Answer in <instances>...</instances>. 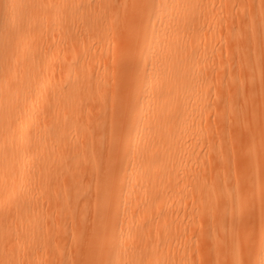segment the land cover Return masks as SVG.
<instances>
[{
  "label": "bare ground",
  "instance_id": "bare-ground-1",
  "mask_svg": "<svg viewBox=\"0 0 264 264\" xmlns=\"http://www.w3.org/2000/svg\"><path fill=\"white\" fill-rule=\"evenodd\" d=\"M86 1L44 5L61 30L43 38L54 48L46 64L60 75L50 82L43 129L35 131L36 198L20 195L10 165L0 177V200L18 192L21 221L31 224L16 235L17 250L0 231V264H46L50 252V264H264V77L253 79L264 69V0L255 7L246 0L250 16L235 22V0H223L218 12L215 0L125 4L126 33L113 54L121 69L110 86L95 89L83 60L66 56L99 22L97 6L87 10ZM41 4L0 5V66L37 53L40 41L24 38L21 23L35 14L31 26L47 30ZM144 4L151 18L139 16ZM224 57L237 58L238 77ZM253 61L263 64L254 69ZM7 81L0 75L1 85ZM26 82L20 78L13 89ZM238 85L240 97L233 94ZM3 154L0 147V164ZM2 203L7 218L12 209ZM69 224L65 253L60 243Z\"/></svg>",
  "mask_w": 264,
  "mask_h": 264
},
{
  "label": "rangeland",
  "instance_id": "rangeland-1",
  "mask_svg": "<svg viewBox=\"0 0 264 264\" xmlns=\"http://www.w3.org/2000/svg\"><path fill=\"white\" fill-rule=\"evenodd\" d=\"M38 0H34L36 5ZM40 16H42V21L47 22V30H39L33 28L31 25L34 24L35 14H30L27 18H22L23 29L21 33L24 38L31 39V36H34L35 43H38L37 53L27 61L15 60L12 62H7L3 66H0V75L8 76V81L1 85L0 84V100L3 104L0 105V125L4 127L0 131V147L3 151V157L6 161L0 164V177L5 175L8 170L13 171L12 177L16 179L19 184L23 185L21 188L20 195L30 196L36 198L35 191L37 187L35 185L36 180V170L33 168V163H35L37 153L36 147V138L35 131L43 129L44 122L49 113L50 106V85L55 83L60 75L59 70L55 66H49L46 64V60L50 61L53 55L54 48H48L45 46L43 38L47 35L59 34L60 26H56L52 18L48 15L46 17V7L59 6L61 0H40ZM111 1V3H108ZM206 1V0H205ZM223 0H215L214 10L218 12L221 8ZM258 0H252V5L255 7ZM4 0H0V5ZM143 0H87L84 4L85 8L89 10L94 6H97V12L95 13L99 16V22L97 20V26L89 31V37L83 44L76 40L77 46L66 51L67 57L72 56L79 60H83L85 70L91 76L92 87L99 85L110 86L112 80L115 79L114 73H117L120 68L118 62L113 60L114 50L117 48V43L119 42L118 38L123 41L126 29V19L122 15V10L125 4H128L130 10L136 9L142 4ZM221 2V3H220ZM246 0H235L234 3V22L238 15L244 13L245 16L249 17V10L245 6ZM142 12L139 13L143 19L151 18L152 12L150 10L144 9L145 4L141 6ZM36 10V6H35ZM254 17L257 15L254 13ZM204 17V13H201L200 18ZM80 16L74 15L71 17L72 21H79ZM14 17H11L7 24V31L11 30ZM233 23V22H232ZM230 24L231 29L235 30L237 25L236 23ZM64 24V23H63ZM188 23H186L187 25ZM218 26L221 27L220 36L226 34L227 27L218 20ZM205 26V24L203 25ZM229 27V28H230ZM193 29L192 25L185 27L184 30L191 31ZM252 27L250 24L247 26V30L250 31ZM232 30V31H233ZM41 34V38L37 39V35ZM188 41V38L181 41ZM134 42L131 43V47ZM42 49L40 55L38 51ZM63 51V50H60ZM59 51V53H60ZM63 53V52H62ZM7 54L6 50L3 52V55ZM64 54V53H63ZM72 54V55H71ZM2 55V53H1ZM61 56V55H60ZM66 57V58H67ZM263 55H260L259 58H262ZM224 60L227 65H231V68L234 69L235 75L238 77V63L237 58L227 59L224 57ZM225 63V64H226ZM211 60L207 61L203 66L199 68L202 69L210 66ZM258 64H263L259 62H251V66L256 69ZM226 65V66H227ZM131 66L134 68H140L141 63L137 61H132ZM202 67V68H201ZM79 70V69H78ZM76 70V71H78ZM227 67L224 68V72L227 73ZM264 77V69H260L253 74V79L258 80L259 78ZM20 78L26 79L27 82L20 89H13V84L16 81H19ZM51 82V83H50ZM225 84V83H224ZM243 85H238L237 89H233V94L237 97H240L245 89ZM92 89V88H91ZM247 90V89H246ZM213 92V89H208V94L210 95ZM259 101L260 96L255 97ZM7 102V103H6ZM258 108H261V104L258 103ZM211 126L212 123H211ZM214 127H211V129ZM38 137V136H37ZM200 146L199 144H196ZM204 150V146H201ZM204 161L200 164H197L198 167L206 164ZM264 176V173H263ZM36 177V178H35ZM227 183H231V180H225ZM85 186L92 190L93 185L91 181L87 180ZM37 192V191H36ZM20 196L18 192L15 193V199H11L10 195L6 198L4 197L0 202L4 204L6 202V208H9V212L12 209V213L8 217L2 216V211H0V230L3 233H10V237L14 240L13 245L17 250L20 248V243L16 241L15 237L18 233L24 232L30 224V220L25 222L21 221L19 216L18 200ZM188 200V199H186ZM1 206V205H0ZM43 212H45L43 210ZM17 214V216H16ZM63 229L65 230V238L60 243L64 247V251L69 252V244L72 234V225H64ZM53 252H50L47 256L46 264H50L51 259L53 258ZM46 260V258H45ZM197 263V259H196Z\"/></svg>",
  "mask_w": 264,
  "mask_h": 264
}]
</instances>
